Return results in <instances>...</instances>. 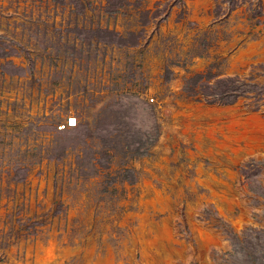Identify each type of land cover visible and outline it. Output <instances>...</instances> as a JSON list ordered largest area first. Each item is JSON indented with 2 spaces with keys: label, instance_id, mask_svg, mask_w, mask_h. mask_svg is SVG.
<instances>
[{
  "label": "rangeland",
  "instance_id": "obj_1",
  "mask_svg": "<svg viewBox=\"0 0 264 264\" xmlns=\"http://www.w3.org/2000/svg\"><path fill=\"white\" fill-rule=\"evenodd\" d=\"M211 1L208 7L201 0H0V264L10 262L8 250L22 240L44 239L39 228L50 231L56 219L67 232L78 206L84 213L94 207L95 221L79 211L73 236L100 234L109 225L121 238L120 220L125 211H137L141 185L151 180L165 188L156 166L159 145L170 147L171 175L181 169L195 184L193 190L179 180L182 217L189 202L209 197L196 182V167L200 159L212 168L211 158H188V150L198 149L180 137L181 125L176 134L174 114L242 100L245 114L264 119V0ZM7 30L37 35L29 67L38 64L36 78L16 80L9 64L4 71L2 58L11 52L5 43L8 49L13 43L3 41ZM244 52L250 58L234 67ZM68 117L76 118L74 126ZM206 126L192 129L204 133ZM259 147L262 159L234 168L253 209L247 227L238 232L214 204L200 217L228 244L214 249L216 264H264V136ZM180 226L192 242L188 226Z\"/></svg>",
  "mask_w": 264,
  "mask_h": 264
},
{
  "label": "bare ground",
  "instance_id": "obj_2",
  "mask_svg": "<svg viewBox=\"0 0 264 264\" xmlns=\"http://www.w3.org/2000/svg\"><path fill=\"white\" fill-rule=\"evenodd\" d=\"M198 3L208 7L212 5L211 0H201ZM250 56L251 54L245 52L240 53L233 60V66L246 62ZM191 112L174 114L180 122L175 132H181V125L184 130L180 137L186 142L196 143L197 152L187 151L186 155L190 160L210 157L213 167L206 169L200 159L197 161L196 182L209 192V197L199 195L193 202H189L184 210V218L181 207L179 208L184 198V187L179 180L184 179L185 184L193 190L195 184L185 179V173L181 169L171 175L170 147L159 145L155 151L160 156L156 166L163 171L164 176L160 181L165 188L156 189L151 180H146L141 185L142 193L134 203L137 211H125L120 220L119 228L125 230L121 238L112 234L109 225H105L100 234L95 231L84 237L73 236V218L79 211H83L92 224L95 221L94 207L84 213L85 208L81 210L82 207L78 206L69 213L67 232L62 228L58 229L65 225V221L59 219L55 220L50 231L46 226L39 228L46 232L42 234L44 239L41 235L30 236L28 241L22 240L19 245L10 247L8 264H216L213 258L214 249L225 250L228 244L220 231L215 230L210 222L202 221L200 217L203 216L206 205L214 204L220 217L230 221L238 232L244 230L252 221L253 209L248 207V188L241 184V176L234 168H238L248 158H263L255 149L259 147V140L264 136V119L260 114H245L242 100L234 107H206ZM199 124L207 125L204 133L192 129ZM239 126L240 129L243 128V134L236 130ZM218 132L222 135L221 139L216 137ZM179 154L180 151L175 157ZM215 171L221 175H217ZM171 176L172 180L169 179ZM127 187L130 189L129 185ZM52 199L51 185L49 202ZM124 204L129 205L130 201ZM237 209L239 213L236 216ZM158 214L165 217L157 221L155 216ZM135 220L139 222L137 228L131 226ZM180 223L188 226L192 233V242L186 240L187 234H182ZM115 241L117 245L113 243ZM17 251L23 255L21 258L16 257Z\"/></svg>",
  "mask_w": 264,
  "mask_h": 264
},
{
  "label": "crops",
  "instance_id": "obj_3",
  "mask_svg": "<svg viewBox=\"0 0 264 264\" xmlns=\"http://www.w3.org/2000/svg\"><path fill=\"white\" fill-rule=\"evenodd\" d=\"M3 32H5V35L2 37L4 42H7L6 38H10V41H13V43L11 42L9 45L10 49L7 48L6 46L7 43H5L4 50L5 51L11 50V52H15V53L10 52L8 54L9 56L2 58V66L4 68V71L7 70V66L9 64L10 66L12 65L14 67L15 73H17L14 76L16 80L20 82L22 81L28 82V80L36 78V69L38 67V64H35L34 69H30L29 67L31 66L32 63L30 59L33 58V53H34L33 43L36 42L33 38H36L37 35H29V33L28 34L23 33V35H20L16 32V34L12 36L8 32V30ZM29 54L32 57L26 58ZM8 76L9 74L5 73V77L7 78Z\"/></svg>",
  "mask_w": 264,
  "mask_h": 264
},
{
  "label": "built area",
  "instance_id": "obj_4",
  "mask_svg": "<svg viewBox=\"0 0 264 264\" xmlns=\"http://www.w3.org/2000/svg\"><path fill=\"white\" fill-rule=\"evenodd\" d=\"M73 121H75V123H73ZM66 123L68 126H74L76 124V118L75 117H68Z\"/></svg>",
  "mask_w": 264,
  "mask_h": 264
},
{
  "label": "snow or ice",
  "instance_id": "obj_5",
  "mask_svg": "<svg viewBox=\"0 0 264 264\" xmlns=\"http://www.w3.org/2000/svg\"><path fill=\"white\" fill-rule=\"evenodd\" d=\"M73 123H75V121H73Z\"/></svg>",
  "mask_w": 264,
  "mask_h": 264
}]
</instances>
